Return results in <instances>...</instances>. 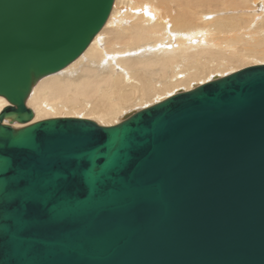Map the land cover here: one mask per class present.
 Returning a JSON list of instances; mask_svg holds the SVG:
<instances>
[{
	"label": "water",
	"instance_id": "95a60500",
	"mask_svg": "<svg viewBox=\"0 0 264 264\" xmlns=\"http://www.w3.org/2000/svg\"><path fill=\"white\" fill-rule=\"evenodd\" d=\"M113 4L0 0V264H264V65L115 126L31 124Z\"/></svg>",
	"mask_w": 264,
	"mask_h": 264
},
{
	"label": "bare ground",
	"instance_id": "6f19581e",
	"mask_svg": "<svg viewBox=\"0 0 264 264\" xmlns=\"http://www.w3.org/2000/svg\"><path fill=\"white\" fill-rule=\"evenodd\" d=\"M255 65H264V0H114L88 49L41 79L27 107L31 124L60 117L115 126L195 82ZM9 106L0 96V113Z\"/></svg>",
	"mask_w": 264,
	"mask_h": 264
},
{
	"label": "rangeland",
	"instance_id": "374dc122",
	"mask_svg": "<svg viewBox=\"0 0 264 264\" xmlns=\"http://www.w3.org/2000/svg\"><path fill=\"white\" fill-rule=\"evenodd\" d=\"M125 12H126V11H125ZM255 66H256V65H255ZM249 67H251V66H247V67H245V68H244V67H240V68L246 69V68H249ZM252 67H253V66H252ZM243 69H241V70H243ZM234 70H237V69H233V71H234ZM239 70H240V69H239ZM233 71H228V72H226L225 75H223V76L230 75V74L233 73ZM214 75H215V74H213V76H214ZM218 76H219V74L217 73V75H215L214 78H215V77H218ZM223 76H222V77H223ZM212 80H214V79L211 78V79H209V81H208V80H207L206 82H203V81H202L201 83H199L200 81L195 82V84H193L192 89H194L195 86H198V83H199V86H200V85H202V84H204V83H208V82H210V81H212ZM196 84H197V85H196ZM185 89H186V88H185ZM185 89L183 88V90H185ZM181 92H182V91H181ZM181 92H180V93H181ZM183 92H184V91H183ZM174 94H178V93H174ZM149 106H150V105H149ZM58 118H60V117H58ZM90 121H91V120H90ZM94 122H95V120H94Z\"/></svg>",
	"mask_w": 264,
	"mask_h": 264
}]
</instances>
